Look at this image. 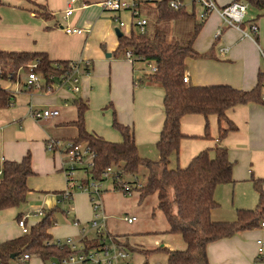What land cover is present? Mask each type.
<instances>
[{"label": "crops", "instance_id": "1", "mask_svg": "<svg viewBox=\"0 0 264 264\" xmlns=\"http://www.w3.org/2000/svg\"><path fill=\"white\" fill-rule=\"evenodd\" d=\"M67 1L33 0V3L46 7L50 17L45 18L36 13L37 8L33 4L29 5L24 0H0V7L11 6L16 9L12 22L0 25V51L44 53L53 62L72 63L82 60L90 64L79 76V92L76 95L66 96L57 93L61 106L54 98L40 97L37 94L39 92L23 88L21 79L18 82L0 80L2 83L0 86L14 95L13 103L3 109V112L0 110L2 112L0 113V166L3 161H20L27 152L30 153L33 175L27 180L29 193L25 203L36 199L43 210L57 206L58 196L66 186L61 170L62 156L59 154L60 157L56 160V153L49 152L51 154L49 157L45 145L48 140H70L76 137V129L68 125L76 119V108L71 104L74 98H79L88 105L84 115L87 132L96 134L108 142H120L121 140L107 129L108 125L112 126L115 117L118 123L132 129L139 155L147 158L146 155L150 154L151 161L158 160L154 145L158 141L164 122L162 88L158 84L148 82L139 85L142 76L148 74L145 64L137 58L127 60L124 54L116 53L118 38L115 29L118 28L114 17L118 16L127 25L125 29L131 32L133 30L130 28L129 15L105 11L101 6L105 0H80L78 5L75 0L72 15L69 18L58 19L55 12L64 11ZM232 1L215 0L220 7ZM220 23L217 13H212L204 21L193 48L200 54L208 53L211 48L213 51L210 57L186 61L188 84L194 87L228 85L237 90L249 91L256 85L257 76L264 74L262 69L264 26L261 25L264 24V18L261 23L244 21L242 29L249 34L248 37L236 29L224 28L215 42L214 33L220 27ZM252 23L257 26L255 33L248 31ZM66 27H80L85 30L79 34L66 35L63 31ZM121 33L125 35L122 30ZM222 49L226 50L224 54H221ZM107 53L110 54L109 58L106 57ZM30 105L34 110H57L59 114L54 121L42 123L41 125L45 124L46 128L40 129L35 125L38 122L29 118ZM103 106L105 125L97 128L91 117L87 116L88 111L94 107L101 109ZM3 117L5 119H2ZM226 117L237 130L228 133L220 142L217 141L218 121L215 116H209L207 120L210 139L203 138L206 121L202 116L182 117L180 131L185 138L180 143L178 157H173L171 161L173 160L175 166L184 168L201 151L219 145L227 150L233 167L232 151L240 154L243 161L247 159L250 165V169L247 170L249 177L260 180L264 191V106L259 104L237 106L228 110ZM222 127L226 125L222 123ZM233 182H235L234 178ZM220 188L221 186H218L214 193L219 208L221 207ZM80 194L85 197L81 198H84L90 215H85L82 206L77 202L75 210L73 208L71 213L79 226L62 225L64 232L61 237H72L75 241L79 239V228L87 226L92 218L88 198L84 193ZM219 208L212 211L211 218L222 222L228 220V217L220 213ZM4 213H6L4 218L15 213L14 220L18 214L15 209L0 212V214ZM27 230L20 229L22 234L19 235L26 234ZM51 235L54 238L52 230ZM15 237L17 235L6 236L1 238L0 242ZM258 239H264V228L258 227L240 232L231 238L214 242L206 249L208 262L209 264H264V253L261 256L257 254ZM32 264L37 263L33 261Z\"/></svg>", "mask_w": 264, "mask_h": 264}, {"label": "trees", "instance_id": "2", "mask_svg": "<svg viewBox=\"0 0 264 264\" xmlns=\"http://www.w3.org/2000/svg\"><path fill=\"white\" fill-rule=\"evenodd\" d=\"M151 2L153 1H146L144 4ZM166 2L167 0L155 1L158 23L195 17L194 11L191 14L173 11L168 8ZM235 2H244L260 13L250 22L264 18V0H233L231 3ZM33 5L37 8L36 13L45 18L50 17L45 6L35 3ZM203 24L204 22H201L194 26L193 34L185 44L168 40L166 32L159 28L151 33L145 31L144 34L131 31L117 39V55L128 51L133 57L151 62L156 67L154 73L144 74L138 84H158L164 92V122L158 141L154 145L158 155L157 161L139 155L132 129L118 123L115 117L112 128L119 133L120 142H108L96 134L87 132L84 115L88 105L79 98L71 101L76 108V119L68 123L76 129L77 135L73 139L62 140L74 145H83L92 152L93 168L90 174L93 178H99L109 167L120 170L123 176L131 177H137L141 168H146L149 174L145 184L138 191L139 201L155 195L156 208L163 213L168 225L167 232L179 235L185 245L184 250L161 248L167 256V264H209L206 253L208 245L231 238L240 232L257 229L264 220L262 182L252 176L249 180L257 194L255 208L237 209L235 220L232 222L214 221L211 218L212 211L218 208L214 198L216 188L233 182V163L229 161L225 148L216 145L198 153L184 168L175 166L174 169H167L170 158L178 157L180 143L185 138L180 131L182 117L202 116L206 121L203 138L210 139L207 120L209 116H215L218 121L217 141L220 142L228 133L237 130L226 117L228 110L248 104L264 106V74L257 76L256 85L249 91L237 90L228 85L194 87L188 84V80L184 81L188 59L207 58L212 54L213 48L203 54L193 48ZM243 26L244 24L241 28ZM216 40L218 39H215V42ZM31 64L36 66L34 72L44 77L69 67V62L50 61L44 53L0 51V80H16L17 72ZM21 74L23 73L20 72ZM13 99L14 95L0 86V110L8 108ZM222 123L226 127H222ZM0 170V212L18 210L26 202L29 193L27 180L33 175L30 153L27 152L20 161H3ZM56 211H59L57 206L45 209L43 217L30 225L26 234L0 242V263L12 264L11 256L17 257L25 253L35 256L41 262L67 258L70 251L56 247L52 241L51 230L56 224ZM61 214L65 217L64 211H61ZM21 216L22 214L18 213L15 221L18 222ZM113 237L116 241L121 238ZM120 244L127 250L126 241ZM140 252L147 254L153 251Z\"/></svg>", "mask_w": 264, "mask_h": 264}, {"label": "built area", "instance_id": "3", "mask_svg": "<svg viewBox=\"0 0 264 264\" xmlns=\"http://www.w3.org/2000/svg\"><path fill=\"white\" fill-rule=\"evenodd\" d=\"M152 0H105L101 6L105 11L110 13L119 14L127 13L129 17L134 21L132 27L135 26L136 33L144 34L147 25V21L144 18H140V7L144 2ZM75 0H68L66 7L63 11L65 18H69L73 13V4ZM167 6L173 11H181L187 14H191L193 11L195 15L197 13L198 19L203 22L212 13H217L222 21L224 28H232L241 31L244 36H249L247 32H244L241 25L244 24L246 17L247 4L244 2H235L225 5L224 7H218L215 0H167ZM114 21L117 23V28L121 31L126 28V24L120 20L118 16L114 17ZM85 29L83 28H69L63 29L66 35L79 34ZM223 30V29H222ZM222 30L218 28L214 33V39H218L222 33ZM248 31L255 33L257 31L256 24L252 23L248 27ZM226 50L222 49L221 54H224ZM124 57L127 60L137 58V60L144 62L149 73H154L156 67L153 63L143 60L139 57H133L130 52H125ZM89 62L78 60L69 63V67L62 72L59 71L58 75L51 74L48 77H44L42 74L35 73V64L28 65V71L25 74L26 78L22 84L23 88L36 92H43L44 94H57L63 93L66 96H74L79 92L78 81L79 76L83 73L84 69L89 67ZM21 71L17 72L15 82L21 79ZM85 72V71H84ZM1 76V70H0ZM11 77V74L8 75ZM188 78L185 74L184 81L187 82ZM10 81V80H7ZM262 101H264V87L262 90ZM57 110H34L31 105L28 109V115L35 121L41 119L55 118L58 116ZM45 149L50 153H59L62 156L61 170L65 177L66 186L64 191L58 196V203L70 202L73 194L76 192L84 193L88 198V203L92 211V218L89 224L85 227L79 228V239L75 241L72 237H65L55 239L53 242L56 247L60 249L66 248L70 251V255L62 260H48L41 262L38 258L30 254H21L12 259V264H32L33 261H38L39 264H129V253L120 244L121 240L116 241L113 236L105 232L106 218L103 208V195L105 192L104 184L110 182L113 187V191H121L123 195L131 196L133 191H139L142 185L137 177H132L130 183L124 182L125 176L121 175L120 170H116L113 167L105 169V172L99 178H93L90 174L93 168V154L83 145H74L69 141L62 140H48ZM76 170L83 171L84 178L74 179ZM1 175V170H0ZM44 210L39 208L35 210L33 215L35 217H43ZM66 218H71V224L78 227V221L73 217L70 211H65ZM28 216H21V219L17 222V226L22 230H27L26 221ZM134 217L125 216L124 222L128 225L133 224ZM260 228H264V220L260 223ZM94 233V238L88 239V233ZM106 236V237H105ZM257 254L259 256L264 253V239H258L256 241ZM2 264V263H0Z\"/></svg>", "mask_w": 264, "mask_h": 264}, {"label": "rangeland", "instance_id": "4", "mask_svg": "<svg viewBox=\"0 0 264 264\" xmlns=\"http://www.w3.org/2000/svg\"><path fill=\"white\" fill-rule=\"evenodd\" d=\"M76 1H77L76 5H78L80 3V0H76ZM152 1L153 2L151 3L142 4L140 7V13H141L140 18L141 19L144 18L147 21V25L145 27L146 32L151 33L157 28H159L166 32L167 35L166 37L168 38V40L177 41L179 43H184V44L187 43L193 34L194 26L196 24L201 23V21L198 19L197 13L194 18H186L182 20H176L169 23L160 24L157 22V15H156L155 1L157 0H152ZM25 2H27L29 5L33 4V0H28ZM217 6L220 7L218 4ZM15 11L16 9L11 6H1L0 25L3 24L5 25L7 23L12 22V19L14 18L15 15ZM55 14L58 19L62 17L64 18L63 11L62 12L57 11L55 12ZM259 14L260 13L256 9L247 5L245 20L246 21L248 20L250 22L251 20H254L256 16H258ZM64 21L67 22V20ZM261 21L262 18L256 20L255 22L261 23ZM135 22H136L135 19L133 21L130 18V28L134 32L137 31L135 26L132 27V24H135ZM261 25L264 26V24ZM218 28H220L221 30L224 29V25L222 21L220 23V27ZM122 32L125 35H128V33H130V31L128 32L126 29H122ZM28 69H29L28 67L21 69V72L23 73L21 74V81H20L21 83L24 82L26 78L25 74L27 73ZM262 69L264 70V60L262 64ZM147 72L149 73V71ZM37 94L40 97L54 98L57 100L56 102L59 104V106H61L60 104L61 100L59 97H57V94L45 95L43 92ZM19 95L20 94L18 93V96ZM103 109L104 106L101 109L94 107L91 108L90 111H88L89 114L87 116L91 117L92 122L95 124V127L97 128H102L103 125H105L103 120L104 117L103 114L105 112ZM39 110H43V109H39ZM1 111L3 112L4 110ZM1 111L0 113H2ZM56 118L57 117L41 119L40 121H36L38 123L35 122L34 123L35 125L38 126V128L42 129L43 127L46 128L44 126L45 124H43V126L41 125L42 123H44L45 121H46L45 123H49L51 121H54ZM2 119L5 118L3 117ZM30 119L31 121H34L32 120V118ZM7 121L8 119H6V122ZM107 129L109 133H112L113 135H115V137L118 140H121L119 133L116 130H114L112 126L108 125ZM47 153L49 157H51V154L49 152ZM231 155H232L231 159L232 161H234L233 178L235 182L223 184L221 185L220 188L221 198L219 199V201L221 203V207L219 208L218 205V208L220 209V213L224 217L229 218L228 220H224L223 222H232L235 220L236 208H248V209L255 208L257 204V194L252 187V183L249 181L250 177L247 173V170L250 169L249 162H247V159L243 161L241 159V155L236 153L235 151H232ZM146 156L148 159L152 160L151 159L152 156L150 154ZM58 157H60V155L59 153H56L55 159L57 160ZM172 158L173 157L170 158V163L167 166L168 170L175 168L173 160L171 161ZM254 164L255 166H257L256 163ZM259 172H261V170ZM148 174L149 173L146 170V168H141L139 174L137 175L141 185L145 184ZM84 176L85 175L83 171L76 170V173L74 174V179H81L84 178ZM131 180H132L131 176H125L123 178L124 182L130 183ZM62 181L63 179L61 178L60 182L62 183ZM104 186H105L104 189L105 192L103 195L102 202H103V208L106 218L105 232L109 233L111 236L121 237L120 240L122 243L126 241L128 245L127 252L129 253V257H128L129 264H167L166 262L167 256L165 252L161 250V248L173 250V251L184 250L185 245L181 237L177 234H170L167 232L168 225L165 221L163 213L156 208L157 198L155 195L150 196L140 202L138 191H133L131 196H126L123 195V193L120 190L113 191V187L110 184V182H106ZM80 193L82 192L74 193L72 197L73 200H71L70 202H64V203L61 202L57 204L59 211H56L54 214L56 224L54 229H52V234L55 239L63 238L61 237L64 232L62 225L71 224V218L64 217L63 214H61V211L72 212L73 208L75 210V204L79 202L80 205L82 206L83 213L88 216L90 215L88 206L84 200L85 197ZM39 206L40 205L36 199L35 201L29 200L27 203H25L17 210V213L22 214V216L24 215L28 216L27 228L30 225H33L40 220L39 217H35L33 215L35 210L40 208ZM44 207L47 206L44 205ZM5 215L6 213L0 214V239L5 238L6 236L7 237L16 236V235L18 236L19 234H22V231H20V228L17 226V222L14 220L15 213H13V216H8L4 218ZM125 216L134 217L135 218L134 223L132 225L126 224L124 222ZM214 219L215 218H213V220ZM94 236H95L94 233L92 232L88 233V239H92L94 238ZM140 251H148V252L153 251V252L143 254ZM36 263L39 262L36 261Z\"/></svg>", "mask_w": 264, "mask_h": 264}, {"label": "water", "instance_id": "5", "mask_svg": "<svg viewBox=\"0 0 264 264\" xmlns=\"http://www.w3.org/2000/svg\"><path fill=\"white\" fill-rule=\"evenodd\" d=\"M115 35L117 36V38H119L123 34L121 33V31L119 29H115ZM106 57L109 58L110 57V54H107ZM11 259H14V256H11Z\"/></svg>", "mask_w": 264, "mask_h": 264}]
</instances>
